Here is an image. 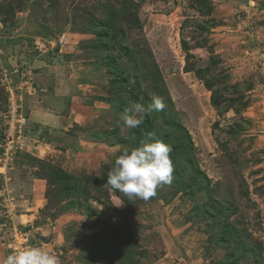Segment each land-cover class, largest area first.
Here are the masks:
<instances>
[{
  "label": "rangeland",
  "instance_id": "374dc122",
  "mask_svg": "<svg viewBox=\"0 0 264 264\" xmlns=\"http://www.w3.org/2000/svg\"><path fill=\"white\" fill-rule=\"evenodd\" d=\"M132 1L140 4L143 25L127 41L140 57L141 76L134 77L129 57L114 48L132 83L118 90L92 34L105 16L101 4L112 0H0V128L9 109L7 72L21 83L13 92L27 116L28 137L5 160L7 168L0 167V193L13 198V225H4L0 214V260L14 248L40 246L56 251L60 264H253L236 243L264 246V0ZM188 53L193 71L185 69ZM146 59L159 66V87L171 100L167 110L184 126L167 125L162 111H153L154 129L176 142L190 137L189 157L208 180L182 157L189 192L175 193L186 183L172 179L149 200L127 202L105 178L123 149L136 146L121 140L130 132L121 120L125 109L147 106L155 95ZM40 84L70 92L75 105L58 111L63 126L30 120L26 105ZM60 172L88 188L85 194L59 192ZM91 176L100 177V188H89ZM220 204L236 212L228 218ZM97 209L105 211L99 218ZM232 223L240 236L224 244L220 235ZM26 226L31 229L23 234Z\"/></svg>",
  "mask_w": 264,
  "mask_h": 264
},
{
  "label": "trees",
  "instance_id": "16d2710c",
  "mask_svg": "<svg viewBox=\"0 0 264 264\" xmlns=\"http://www.w3.org/2000/svg\"><path fill=\"white\" fill-rule=\"evenodd\" d=\"M113 1L119 2V5L116 3L113 4ZM102 9L105 11V16L98 21V23L95 24V27L92 29V34L95 36L94 40V46L97 47L101 52L107 53V63H108V69L111 74V83L112 86L116 87L118 90H122L128 85H132L130 76L126 72V69L123 68L119 62L120 60V54H114L113 49L119 47L120 50L124 52V54L129 57L133 64V68L135 69L134 77L138 78L141 71L140 68H137V61H139L138 55H136V51H134V48H132L129 45V42L127 41L128 35L131 33L132 30L141 28L143 25V22L140 20L138 16V10L140 8L139 3H134L132 0H112V3L109 2H103L101 4ZM198 10H203L201 7V4L197 6ZM206 12H209V10H205ZM204 12V13H206ZM183 48L187 51L189 48L187 44L183 43ZM192 54H187V62L185 69L186 71H193L195 69V66L190 62L189 57H191ZM144 58V57H143ZM145 68L150 69L152 71V74H154L155 78L153 81L156 83L157 87L152 86L151 92L154 93L156 96L157 91L159 92V95L162 96V99L165 103V109L162 110V115L165 120V123L170 126L178 127L182 130H184V126L180 123L179 119L176 115L168 112V106L171 107L169 104L171 103V100L169 98H166L165 90H162L159 87L160 81L163 82L162 74L159 70V66L156 65L152 60H147ZM200 71V70H199ZM200 73V72H199ZM15 82V81H14ZM208 87L213 89L212 85L208 84ZM133 88H138V84L133 86ZM158 95V96H159ZM143 97L146 100H149L148 95L143 92ZM142 97V98H143ZM150 103H152V98H150ZM212 103L218 107L220 105V101L218 98L217 93L215 90H213L212 94ZM151 115L148 114L145 116L143 123L136 129H130L129 137L132 135H135L136 140L139 141L140 139H143L147 133H154L153 139H161L166 144L170 145L172 148V151L170 152V158L172 160V177L173 180L176 181V185L181 186L183 183H186V186H181V188H176L175 193L177 191H185L189 192L192 189L193 184L190 182H187L183 178V172L182 168L180 166L179 159L184 157L187 162H191L193 170L196 171L197 175H201L204 179H207V176L205 172H203L199 166L193 162V160L189 157L191 151H192V140L183 137L180 141H172L171 138L167 134L161 135L156 132L152 125L151 121ZM3 133V132H2ZM187 134V132H185ZM121 140H125L126 138H121ZM22 152V151H19ZM18 152V153H19ZM24 152V151H23ZM25 155H29L28 153H25ZM178 160V164H176V161ZM57 178L60 180L62 184V189L59 191L64 195L72 196L74 198H79L85 194L84 191H86L88 188H83L84 185H80V182L77 183H71L74 179L68 175L65 172H60L56 174ZM88 178V177H87ZM104 178V177H103ZM100 177H89V180H93V184L90 185L89 188L98 189L100 188ZM107 181V178H105ZM3 178L0 180V187H3ZM88 186V185H87ZM1 189V188H0ZM118 195H120L125 201H129L128 198L118 190H116ZM60 196L61 194L58 193ZM72 203V202H71ZM219 208L224 211L226 214V217H230L236 212L235 207L226 206L225 204H220ZM92 209H89L91 211ZM95 212V210H94ZM105 211H99L96 210L95 213H97L98 218L104 213ZM3 215L2 213H0ZM4 225H7L6 223V216L3 215ZM1 218V219H2ZM31 226V224L29 225ZM29 226H26L25 232H28L31 228ZM31 232V231H30ZM240 231L237 230V228L234 226V223L228 225L227 229L224 230L221 233L220 239L223 241V243L228 244L230 241V238H236L237 236H240ZM235 248L237 250H242L247 252L248 255L251 256L253 264H264V246L261 242L257 243H247L245 245L243 242L240 241L236 243ZM125 254L121 251V258L123 259ZM237 260H234V262Z\"/></svg>",
  "mask_w": 264,
  "mask_h": 264
},
{
  "label": "clouds",
  "instance_id": "9594fccd",
  "mask_svg": "<svg viewBox=\"0 0 264 264\" xmlns=\"http://www.w3.org/2000/svg\"><path fill=\"white\" fill-rule=\"evenodd\" d=\"M164 109L163 99L153 96L152 103L147 106L133 103L130 108L125 109L121 120L127 129H136L143 123L146 115ZM153 137L154 133H147L138 142L135 135L127 137L136 146L124 148L108 172L106 184L123 193L129 201H147L156 195L159 187L172 182V148L163 140ZM0 264H60V259L53 249L24 246L14 248L0 260Z\"/></svg>",
  "mask_w": 264,
  "mask_h": 264
},
{
  "label": "built area",
  "instance_id": "2783aa9c",
  "mask_svg": "<svg viewBox=\"0 0 264 264\" xmlns=\"http://www.w3.org/2000/svg\"><path fill=\"white\" fill-rule=\"evenodd\" d=\"M7 89H8V103L9 109L6 111L5 115L2 118L4 126H2L0 132V161H4L3 165H0L1 168L8 166V162L5 163V160L9 157L13 159L15 150L22 148L21 138H28L23 134L24 125L27 123V116L23 111L22 104L17 103L14 96L15 85L19 86L21 83H15L14 78L10 77L7 72H4L3 78ZM14 91V92H13ZM3 132V133H2ZM6 175H4L5 177ZM6 178V177H5ZM3 187L0 189V191ZM0 213L6 216V223L13 225V218L10 212V205L13 203L11 199H8L9 196L6 194L0 193ZM13 209H11L12 211ZM15 227V225H14ZM16 228L13 229V235H16ZM23 234L27 232H22ZM27 240V237L25 238Z\"/></svg>",
  "mask_w": 264,
  "mask_h": 264
},
{
  "label": "crops",
  "instance_id": "0c3cea01",
  "mask_svg": "<svg viewBox=\"0 0 264 264\" xmlns=\"http://www.w3.org/2000/svg\"><path fill=\"white\" fill-rule=\"evenodd\" d=\"M57 79L60 80L59 77ZM38 91L39 94L34 103L26 105L30 110V120L46 127L57 128L63 126L62 123L66 120L62 117L63 114L58 113V111L70 110L75 105L74 102H71L73 99L70 92H63L59 86H55L54 89L48 92L41 84Z\"/></svg>",
  "mask_w": 264,
  "mask_h": 264
}]
</instances>
